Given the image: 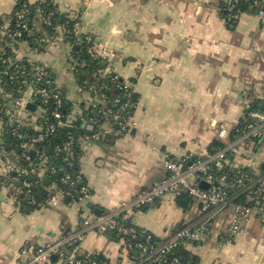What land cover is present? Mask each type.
Segmentation results:
<instances>
[{
  "label": "crops",
  "instance_id": "1",
  "mask_svg": "<svg viewBox=\"0 0 264 264\" xmlns=\"http://www.w3.org/2000/svg\"><path fill=\"white\" fill-rule=\"evenodd\" d=\"M24 1L42 0H0V16L9 17ZM51 1L60 11L79 17L82 31L94 36L106 70L132 83L137 94L132 128L118 135L107 118L100 126L86 125L78 159L90 188L85 200L45 197L29 210L15 205L0 176V264H19L31 255V247L74 230L83 208L94 211L90 204L108 212L161 181L168 174L167 156L180 161L206 157L219 140L221 125L231 136L246 104L264 103V23L255 12L241 13L231 29L220 0H130L129 16L123 19L120 11L112 24L105 17L94 23L90 0ZM18 49L47 65L68 98L78 99L65 39L39 52L26 42ZM229 161L233 168L257 173L264 188V137L247 143ZM261 205L264 208V194ZM131 217L161 239L183 225L210 220L207 236L182 245L200 264H264V213L253 212L230 238L233 207L203 209L185 192L168 194ZM72 252L103 256L110 264H132L121 240L97 230L87 232Z\"/></svg>",
  "mask_w": 264,
  "mask_h": 264
},
{
  "label": "built area",
  "instance_id": "2",
  "mask_svg": "<svg viewBox=\"0 0 264 264\" xmlns=\"http://www.w3.org/2000/svg\"><path fill=\"white\" fill-rule=\"evenodd\" d=\"M237 1L230 0V3ZM22 3L15 7L9 17L0 16L1 182L15 205L20 207L35 206L38 203L36 191L39 189L45 192L47 200L68 197L72 200H85L90 195V188L77 162L81 136H77L74 123L80 121L84 125L92 124L97 127L107 118L113 124L111 130L114 133L122 135L129 132L132 128L131 112L137 102L135 91L131 82L116 73L108 72L106 68L91 70L84 73L87 77L77 78L79 97L76 101H71L66 94L56 90L52 86V82H55L52 70L41 62L21 55L18 48L26 42L29 49L39 52L55 45L58 39H66L68 30L62 25L48 30L45 26H51V21L43 13L40 4ZM249 3L252 12L264 23V0H249ZM233 4L229 7V18L237 15L232 13ZM23 31H27L28 35H41L36 46L32 47L27 41L20 39ZM77 32L81 30L77 28ZM87 40L92 42L89 47L92 56L104 59L95 39L92 40L90 36ZM69 44L70 69L76 72L78 68L83 69L86 63L73 58V46ZM108 76L111 79L106 83L104 79ZM109 82H112L111 85ZM108 91L112 95L110 98ZM49 101L53 103L52 108L47 106ZM68 101L71 103L70 113L64 117L61 107L68 104ZM29 103L35 104L34 110L27 107ZM91 107L96 109L92 115L90 113L93 111L86 112ZM245 111V124L235 138H230L229 129L221 125L218 138L223 145L213 147L206 157L180 161L167 156L165 167L168 174L161 181L142 189L131 199L121 201L107 213L97 215L94 211L88 213L83 208L78 227L56 241L31 247V255L19 264H55V258L63 259L66 264H110L108 260L94 255L72 252L86 233L92 230L103 233L115 230L125 249L131 254L132 264H185L175 255L176 248L187 241H201L210 231V220L178 227L161 242L155 243L152 241L153 233L144 228L137 230L131 217L135 210L155 203L168 194L179 192L187 193L193 201L202 204L203 209L231 205L233 218L227 232L228 238L235 237L242 223L253 212L264 213L261 205L263 181L257 173L238 168L232 177L225 173L220 176L216 174L217 170L227 165L231 155L238 154L247 143L264 137V109L254 108L252 103H247ZM99 116L102 121L98 119ZM50 117H55L57 121H50ZM62 127L69 129L65 140L56 144L52 154H49L44 143ZM22 128L32 131L23 132ZM9 133L16 139L14 145L8 143ZM52 159H59V164H54ZM57 173H61L58 182L42 181L47 174ZM201 181H206L208 187H201ZM228 189H236L234 196L247 193L249 200L246 203H234V196L229 194ZM126 219L131 221V225L124 222ZM125 237L143 241L132 243Z\"/></svg>",
  "mask_w": 264,
  "mask_h": 264
},
{
  "label": "trees",
  "instance_id": "3",
  "mask_svg": "<svg viewBox=\"0 0 264 264\" xmlns=\"http://www.w3.org/2000/svg\"><path fill=\"white\" fill-rule=\"evenodd\" d=\"M24 2L28 3V4H40V6L43 9V13L51 21V26H45L48 30H51V27L57 26V25H62L68 30V33L66 34L65 40H66V42L68 41L69 43H71L73 46V54H72L73 58L78 59L80 61H85V63H86V66L83 69L78 68V70L75 72V75L77 78H80L81 76L87 77V75H85L84 73H87L91 70L106 68L105 61H104L105 59H103L102 57L94 58L91 54V51H89V47L91 46L92 42L87 40V38L91 36L92 40H94V36L91 34H88L86 32H83V31L77 32V26H80V22H81L79 17H73V16L69 15L68 13H64V12L60 11L59 7L51 0H42V1L35 2V3H29L28 1H24ZM21 4H23V3L20 2L17 6L19 7ZM231 4H233V3H230V0H220V2H219V6L221 8V13H222L223 17L226 19L228 27L233 29L237 24V20H238V17L240 16V14L243 12H252V9H250L249 0H238L237 2H235L233 4V11H232V13H236L237 15H236V17L229 18V14L231 12L229 10V7ZM12 27H13V25H12ZM20 39L27 41L30 44V46L34 47L37 44L36 43L37 39H41V35L35 34V33L28 35L27 31H23V34L20 37ZM110 79H111V76H108L106 79H104V81L107 83ZM54 81H55V79H54ZM111 83L112 82H109L110 85H111ZM52 86L56 90L63 93V95H65V94L67 95L66 91L62 87L58 86L56 81L52 82ZM107 93H108L109 98L112 97L111 92L108 91ZM134 97L136 100L137 99L136 92H134ZM251 103H252V106L254 108H261V104L259 103V101H252ZM70 104L71 103L68 101V104H64L61 107V112H62L64 117H66L70 113V106H71ZM47 106L52 108L53 107L52 101H49ZM91 111H93V112L90 113V115H92L94 113V111H96L95 107H91V109L87 110L86 112H91ZM133 112H134V109H132L131 113L133 114ZM98 119H100V121L103 120L101 116H99ZM50 121L56 122L57 120L55 117H50ZM245 121H246V111L244 113L242 120L232 130L231 136H230L232 139L235 138V136H237L240 129L245 124ZM74 125L76 126V131H77L78 137L83 135L84 131L87 130L86 125L82 124V122H80V121H76L74 123ZM68 130L69 129H67L66 127L59 128L56 131V133L54 135H52L51 137H49L48 140L44 143V146H46V150L48 151L49 154H52V149L56 144L65 140V135L67 134ZM21 131L27 132V131H32V130L29 128H22ZM15 141H16L15 137L11 136V134L9 133L8 143H11L14 145L16 143ZM222 145H223V143H221V141L215 140L213 142V144L211 145L210 151L213 150V147H218V146H222ZM78 151L80 153L79 149H78ZM52 160H53L54 164H56V165L59 164V159H52ZM77 162H78V160H77ZM229 163H230V161H228L227 165H225V167L223 169L217 170V172H216L217 176H220L224 173L227 174L228 177H232L234 175L235 169H238V168H233L232 166H230ZM239 169H242L243 171H246V172H253L247 167L239 168ZM60 176H61V173L47 174L42 179V181L44 183H49V182H54V181L58 182V179L60 178ZM228 191H229L230 195L234 196L236 189H228ZM36 196L38 199V203L35 206L29 207V210L37 208L41 203V200H42L41 198H45L46 195H45V192L43 190L39 189L36 191ZM66 199H67V201L72 200V199H70V197H68ZM247 199H248L247 193H240L239 195L234 196L233 201H234V203H246ZM104 213H107V212L103 211L102 214H104ZM124 222L128 225H131V221L129 219H126ZM134 226L137 230L143 229L141 227H138L137 225H134ZM108 235L114 239H117V240L121 239L115 230L110 231V233H108ZM152 236H153L152 241L155 243L161 242L163 240L154 234H152ZM125 238L128 241H131L132 243H136L137 241H143V239H132L130 237H125ZM182 245H179L176 248L175 255L177 257H179V259L181 261H183L185 264L200 263L199 258L197 256L191 254L187 250L183 249ZM134 253L135 252L133 251L132 254H134ZM94 257L99 258V259H105L103 256H99V255H94Z\"/></svg>",
  "mask_w": 264,
  "mask_h": 264
},
{
  "label": "rangeland",
  "instance_id": "4",
  "mask_svg": "<svg viewBox=\"0 0 264 264\" xmlns=\"http://www.w3.org/2000/svg\"><path fill=\"white\" fill-rule=\"evenodd\" d=\"M130 0H90V15L96 23L97 20L105 17L106 20L111 18L112 24L113 20L116 18V14L122 11V18L126 19V17L130 14ZM78 30H83L81 26H77ZM96 41V40H95ZM66 47L65 44H63ZM53 47L54 45H50L49 47ZM48 48V47H47ZM190 182H193V179H190ZM125 248V247H124Z\"/></svg>",
  "mask_w": 264,
  "mask_h": 264
},
{
  "label": "water",
  "instance_id": "5",
  "mask_svg": "<svg viewBox=\"0 0 264 264\" xmlns=\"http://www.w3.org/2000/svg\"><path fill=\"white\" fill-rule=\"evenodd\" d=\"M27 107H28L30 110H34V109H35V104H33V103H29V104L27 105ZM261 108H264V103L261 104ZM87 128H88V129H92L93 126H92V125H89V126H87ZM0 176H1V171H0ZM200 186L203 187V188H207V187H208V183H207L206 181H201V182H200ZM89 206L94 208V211H95V213H96L97 215H100V214L102 213L101 209L98 208V207H94L93 204H90ZM54 258H55V256H54Z\"/></svg>",
  "mask_w": 264,
  "mask_h": 264
}]
</instances>
